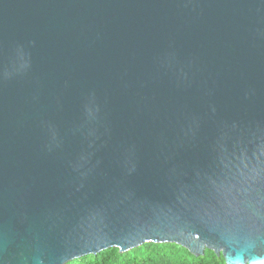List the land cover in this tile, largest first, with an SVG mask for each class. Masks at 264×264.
Here are the masks:
<instances>
[{
	"label": "water",
	"instance_id": "obj_1",
	"mask_svg": "<svg viewBox=\"0 0 264 264\" xmlns=\"http://www.w3.org/2000/svg\"><path fill=\"white\" fill-rule=\"evenodd\" d=\"M146 243L264 264V0H0V264Z\"/></svg>",
	"mask_w": 264,
	"mask_h": 264
},
{
	"label": "trees",
	"instance_id": "obj_2",
	"mask_svg": "<svg viewBox=\"0 0 264 264\" xmlns=\"http://www.w3.org/2000/svg\"><path fill=\"white\" fill-rule=\"evenodd\" d=\"M68 264H226V261L223 255L217 256L210 250H206L204 256L196 257L176 244L146 243L126 253L111 248Z\"/></svg>",
	"mask_w": 264,
	"mask_h": 264
}]
</instances>
